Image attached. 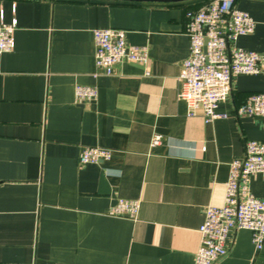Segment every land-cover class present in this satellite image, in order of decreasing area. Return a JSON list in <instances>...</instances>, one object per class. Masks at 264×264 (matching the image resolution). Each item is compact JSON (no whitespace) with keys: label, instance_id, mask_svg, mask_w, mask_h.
Masks as SVG:
<instances>
[{"label":"crops","instance_id":"1","mask_svg":"<svg viewBox=\"0 0 264 264\" xmlns=\"http://www.w3.org/2000/svg\"><path fill=\"white\" fill-rule=\"evenodd\" d=\"M211 1L0 0V22L17 23L15 49L0 54V264H196L230 163L264 141L262 120L236 113L264 92V74L233 79L224 119L189 117L179 98L186 13ZM236 7L256 22L237 45L264 54V0ZM110 28L149 48V76L131 63L96 76L94 32ZM77 85L97 87L98 99L77 103ZM85 147L111 157L83 165ZM251 190L264 200V174ZM120 199L141 201L137 219L108 214ZM227 243L216 264H264L250 231Z\"/></svg>","mask_w":264,"mask_h":264},{"label":"built area","instance_id":"2","mask_svg":"<svg viewBox=\"0 0 264 264\" xmlns=\"http://www.w3.org/2000/svg\"><path fill=\"white\" fill-rule=\"evenodd\" d=\"M237 0H213L199 10L186 13V33L190 38V54L183 61L179 80L182 83L180 100L186 101L188 116L201 115L206 122L224 119L218 112L220 104L232 92L233 79L239 75L264 74V54L249 51L237 45L242 36L252 35L256 22L251 15L236 7ZM17 23L0 22V54L15 49L14 32ZM95 63L99 75H113L123 63L143 66L145 75L151 74V57L147 46L131 45L123 29H97ZM95 86L77 85V103L98 99ZM238 116L262 120L264 128V92L250 94L236 109ZM156 134L151 146L161 143ZM111 151L101 147H85L79 156L83 165L101 164L109 160ZM224 204L209 206L204 223L199 228L200 245L196 264H216L229 250V235L238 230H248L257 251L264 247V200L254 196L251 180L264 174V141H248L242 160L230 163ZM140 200L120 199L109 211L111 217L137 219Z\"/></svg>","mask_w":264,"mask_h":264},{"label":"water","instance_id":"3","mask_svg":"<svg viewBox=\"0 0 264 264\" xmlns=\"http://www.w3.org/2000/svg\"><path fill=\"white\" fill-rule=\"evenodd\" d=\"M150 1H159V2H165L166 0H150ZM174 1H183V0H174Z\"/></svg>","mask_w":264,"mask_h":264}]
</instances>
